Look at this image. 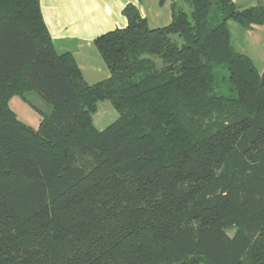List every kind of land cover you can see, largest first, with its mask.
Instances as JSON below:
<instances>
[{
  "label": "trees",
  "instance_id": "1",
  "mask_svg": "<svg viewBox=\"0 0 264 264\" xmlns=\"http://www.w3.org/2000/svg\"><path fill=\"white\" fill-rule=\"evenodd\" d=\"M171 1L158 28L123 8L127 25L94 39L109 76L89 85L56 52L39 0H0V264H167L191 252L264 264V70L227 25L264 24V7ZM217 66L236 97L215 92ZM12 95L41 114L37 129ZM105 99L118 117L98 130Z\"/></svg>",
  "mask_w": 264,
  "mask_h": 264
},
{
  "label": "crops",
  "instance_id": "2",
  "mask_svg": "<svg viewBox=\"0 0 264 264\" xmlns=\"http://www.w3.org/2000/svg\"><path fill=\"white\" fill-rule=\"evenodd\" d=\"M232 1L240 8L264 7V0ZM171 3V0H165L163 3L160 0H39L42 18L56 52L69 53L84 81L89 85L103 81L109 76V71L94 45V39L127 25L126 17L122 13L124 7L127 4L135 5L140 15L147 20L148 26L158 28L171 22ZM228 22L230 41L233 46L231 30L233 28L240 33V28H236L235 25L242 26L235 21ZM243 29L244 34H241V41L238 49L235 48V50L247 55L258 72L262 73L264 70V24ZM255 62L259 64L256 65ZM35 94L30 93L28 96L33 105L35 104L31 97L36 100ZM8 106L18 120L37 129L42 116L29 103L18 95H12L8 100ZM35 107L45 114L51 111L50 106L46 110H41L36 105ZM98 107L99 104H97V110ZM113 109L104 106V112L95 114L96 111L92 115V122L96 129L102 125V116L114 113V116L118 117V113Z\"/></svg>",
  "mask_w": 264,
  "mask_h": 264
},
{
  "label": "rangeland",
  "instance_id": "3",
  "mask_svg": "<svg viewBox=\"0 0 264 264\" xmlns=\"http://www.w3.org/2000/svg\"><path fill=\"white\" fill-rule=\"evenodd\" d=\"M176 1L184 10L189 11L188 5L185 2V0H176ZM211 16H212V24H214L216 22V20H215L216 16H219L218 10H217L216 6H214V5L212 7ZM230 22H232V21H230ZM231 24H233V23H231ZM235 26H236V28H240L239 29L240 33L237 32V30L232 28V30H231L232 42H233V46H235L234 48L238 49L239 43L241 41V34H244L243 33L244 29L242 27H240L239 25H235ZM174 37L177 38V36H174ZM177 40L181 42L180 39H177ZM153 60L156 62L157 67H159L160 61L158 59H155V58ZM255 64L258 65L259 63L257 64V62H255ZM215 72H216V85H215V89H214L215 92L217 94L224 95L227 97H232V98L236 97V91H235L234 87H232V85H230V83L228 82V72H227V69L225 68V66L215 67ZM35 98H36V100H34V98L31 97V100L33 99V103L38 108H40L41 110H46L49 108L47 103L43 99H41L40 97H39L40 98L39 99L36 94H35ZM98 104H99V107H98L97 113H95V114H101L102 111L104 112V110H103L104 106H109L110 108L113 109L109 100H106V99L101 100ZM114 112H115V110H114ZM105 115H108V114H105ZM101 118H103L102 125H101V127L97 126L98 127L97 129H100L102 127L105 128L107 125H109L111 122H113L116 119V116H114V113H113V114H109L108 116H102ZM206 125H207V121L204 122V126H206ZM236 225L237 224H232L231 226L227 227L226 232L230 236H232L233 233L235 232ZM167 264H206V263H205L204 258L201 257L199 254H197L196 252H191L190 254L186 255L184 258L178 259L176 261H173V262L167 263Z\"/></svg>",
  "mask_w": 264,
  "mask_h": 264
}]
</instances>
